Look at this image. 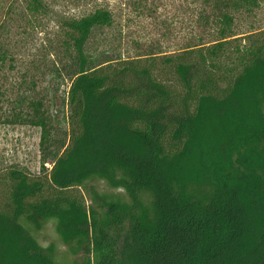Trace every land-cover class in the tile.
<instances>
[{"label":"trees","instance_id":"1","mask_svg":"<svg viewBox=\"0 0 264 264\" xmlns=\"http://www.w3.org/2000/svg\"><path fill=\"white\" fill-rule=\"evenodd\" d=\"M4 1L0 37L48 13L44 0ZM186 1L202 35L162 58L171 82L155 55L92 50L114 22L108 7L60 20L51 76L69 80V140L43 159L44 176L0 172V264H57L55 245L33 234L49 220L84 255L73 264H264V42L231 48L236 16L260 0ZM13 57L0 40V123L39 127L47 143L51 92L7 85ZM97 180L123 195L99 193Z\"/></svg>","mask_w":264,"mask_h":264},{"label":"rangeland","instance_id":"2","mask_svg":"<svg viewBox=\"0 0 264 264\" xmlns=\"http://www.w3.org/2000/svg\"><path fill=\"white\" fill-rule=\"evenodd\" d=\"M44 2L48 6L46 15H40L31 23L21 22L19 25L14 21L12 27L7 26L8 32L6 29L3 30L0 40L9 44L14 56L11 66L6 63L3 81L14 86L16 83L20 84L22 80L34 79L39 85L38 90L47 89L51 92L52 98H47L49 102L51 101L48 112L52 118L49 141L41 143L39 127L0 123V172L19 168L34 177L44 176L50 170L51 163L46 159L44 171L43 159L51 156L56 149H60L61 144L68 143L67 122L59 109L69 80L64 69L55 78L51 76L56 60L54 52L59 49L57 45L61 40L60 20L79 18L99 5L108 7L113 11L114 22L110 27L94 33L91 41L92 50L113 52L122 58L135 57L139 54L155 55L159 61L158 73L166 82H171L175 77L168 65L162 62L164 55H171L194 38L197 40L198 35H202L197 30L195 14L190 12L193 5L190 2L188 4L186 0H143L140 4H133L128 0H44ZM4 4L5 1L0 0V23L4 20L2 11ZM235 31L241 38L231 44L232 49L236 44H249L252 40L254 44L264 42V0H260L258 7L252 12L236 16ZM5 104L7 103H4V106ZM4 108L0 110V114L5 112ZM92 183L95 190L101 194L123 195L120 190L111 189L101 180ZM80 190L85 193L89 203L87 193L82 188ZM33 234L42 246L55 245L54 259L57 264H73L84 258L83 254L74 256L68 251L55 231L54 220H49L42 229L33 231Z\"/></svg>","mask_w":264,"mask_h":264}]
</instances>
